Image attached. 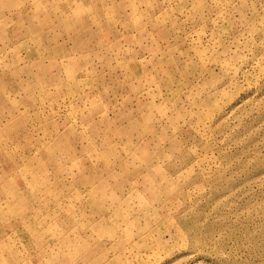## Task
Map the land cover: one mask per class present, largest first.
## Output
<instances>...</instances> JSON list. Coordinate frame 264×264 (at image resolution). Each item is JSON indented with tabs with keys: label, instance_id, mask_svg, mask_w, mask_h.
I'll return each instance as SVG.
<instances>
[{
	"label": "rangeland",
	"instance_id": "1",
	"mask_svg": "<svg viewBox=\"0 0 264 264\" xmlns=\"http://www.w3.org/2000/svg\"><path fill=\"white\" fill-rule=\"evenodd\" d=\"M0 264H264V0H0Z\"/></svg>",
	"mask_w": 264,
	"mask_h": 264
}]
</instances>
